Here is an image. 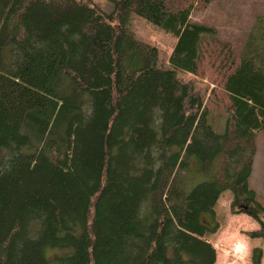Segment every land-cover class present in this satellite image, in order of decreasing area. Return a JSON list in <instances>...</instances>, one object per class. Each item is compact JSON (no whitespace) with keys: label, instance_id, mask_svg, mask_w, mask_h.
<instances>
[{"label":"trees","instance_id":"trees-1","mask_svg":"<svg viewBox=\"0 0 264 264\" xmlns=\"http://www.w3.org/2000/svg\"><path fill=\"white\" fill-rule=\"evenodd\" d=\"M108 1L0 0V264H215L205 238L226 192L264 240L248 185L264 57L239 67L191 20L214 0ZM139 10L176 38L170 68L131 31ZM179 73L220 89L223 132Z\"/></svg>","mask_w":264,"mask_h":264},{"label":"rangeland","instance_id":"rangeland-1","mask_svg":"<svg viewBox=\"0 0 264 264\" xmlns=\"http://www.w3.org/2000/svg\"><path fill=\"white\" fill-rule=\"evenodd\" d=\"M172 0L170 1L171 4ZM93 3L105 12H111L113 5L108 0H93ZM200 5L192 16V20L215 27L218 31L217 39L227 43L237 57L240 67L242 58L253 54L254 58L264 57V0H215L204 11ZM138 13V14H137ZM156 15L137 11L131 21V31L137 39L155 47L159 55V63L168 68V57L173 47V39L164 33L159 26ZM207 75L210 71L207 70ZM178 78L183 82L195 83V90L202 93L205 103L209 105L213 119H216L218 128L223 132L225 121L224 109L216 102L223 98L217 85L207 78H190L182 73ZM216 88L218 90H216ZM216 91V95L212 96ZM248 185L255 193V200L264 206V133L256 135V154ZM231 195L224 193L218 201L215 210V222L219 228L214 234L206 236L216 250L215 264H252L251 254L256 247H261L263 256L260 264H264V240L251 239L246 233L257 230L258 224L245 214H232L230 210ZM207 219V215H203Z\"/></svg>","mask_w":264,"mask_h":264},{"label":"crops","instance_id":"crops-1","mask_svg":"<svg viewBox=\"0 0 264 264\" xmlns=\"http://www.w3.org/2000/svg\"><path fill=\"white\" fill-rule=\"evenodd\" d=\"M215 1V0H214ZM213 1V2H214ZM212 2V3H213ZM211 3V4H212ZM210 4V5H211ZM193 14H194V12H193ZM193 14H192V16H193ZM192 16H191V20H192ZM193 21V20H192ZM194 23H198V24H201V25H205V24H203V23H201V22H196V21H193ZM206 26H208V25H206ZM210 27H212V26H210ZM215 28V27H214ZM216 29V28H215ZM216 31H217V29H216ZM167 35H170L169 37H171L174 41H173V47H172V49H171V53H172V51L174 50V48H175V46H176V42H177V40H176V38L174 37V36H172L171 34H167ZM171 53H170V55H171ZM168 59H169V57H168ZM167 63H168V60H167ZM169 65V64H168ZM168 68H170V67H168ZM184 75H187V76H189L190 78H194V76H192V75H190V74H184Z\"/></svg>","mask_w":264,"mask_h":264}]
</instances>
